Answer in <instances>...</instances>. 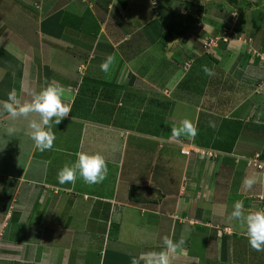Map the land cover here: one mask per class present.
<instances>
[{"label":"crops","instance_id":"0c3cea01","mask_svg":"<svg viewBox=\"0 0 264 264\" xmlns=\"http://www.w3.org/2000/svg\"><path fill=\"white\" fill-rule=\"evenodd\" d=\"M30 1L43 4L41 10L21 7L36 24L20 16L16 31L2 28L3 21L0 25V101L13 89L30 99L55 81L64 87L72 112L53 125L62 141L56 139L44 152L28 135L27 120L0 114V264H131L142 252L159 251L164 236L178 241L182 235L183 252L173 264H264V252L251 248L246 228L230 219L237 200L246 210L264 209V10H230L241 17L233 18L231 38L220 41V48L205 49V37L213 34L196 28L187 41L168 38L163 56L154 49L165 33L156 19L140 21L133 10L112 4L125 7L127 0H81L88 10L74 9L78 0ZM0 15L13 18L4 11ZM218 20L203 23V29L223 33ZM4 29L13 33L7 39ZM4 40L7 46H1ZM172 47L179 50L173 53ZM109 54L116 62L105 73L100 65ZM206 58L213 62L208 67L214 76L205 74V64L195 65ZM223 68L226 75L220 77ZM84 82L87 95L100 96L96 103L90 97L92 107L104 103L101 96L117 95L119 124L73 112ZM184 119L197 126V136L172 140L171 128ZM80 125L91 127L86 144L117 140L113 153L100 151L117 166L103 183L88 185L79 177L75 184L58 181L62 168H55L52 158L61 155L59 161L66 163V155L77 159L83 152L86 135L65 129ZM7 126L18 132L8 136ZM185 146L203 153L184 154ZM94 151L85 146L84 152ZM141 174L147 180L137 178ZM248 175L261 182L247 189ZM36 205L43 209L33 219L30 207ZM30 224L44 234H34ZM47 234L58 243L46 242Z\"/></svg>","mask_w":264,"mask_h":264},{"label":"clouds","instance_id":"9594fccd","mask_svg":"<svg viewBox=\"0 0 264 264\" xmlns=\"http://www.w3.org/2000/svg\"><path fill=\"white\" fill-rule=\"evenodd\" d=\"M155 3L156 0H152L153 6ZM233 14L235 15V12ZM223 37L221 36L219 41H223ZM115 62V54H109L100 68L103 72L108 73ZM203 71L208 76L215 75L214 71L206 65L203 67ZM71 112V104L66 100L64 87L55 81L48 83L38 92L33 91L30 99H24L13 89L9 92L7 100L0 101V114H7L12 121L20 119L28 121V128L30 129L28 135L34 142L35 148L40 152L53 149L56 140L53 125H59ZM209 125L213 128L216 127L215 122L212 121L209 122ZM5 132L8 136H14L18 132V128L7 126ZM197 134L198 128L190 119H184L179 126L171 128L172 140H179L181 137L194 139ZM186 147L192 149V152L198 150V153H203L200 148L189 146L184 148ZM207 154L215 156L214 152L213 155H210L209 152ZM108 174V160L102 153L79 152L74 163L66 164L58 172V181L60 184H75L79 177L86 184L95 185L103 183ZM260 182V178L256 175H248L243 181L247 189L253 188ZM230 219L238 221L241 227L246 228V236L253 250L264 252V209L249 211L245 209L242 200H237L233 205ZM184 245L185 238L183 235L178 241H174L169 236H164L159 251L142 252L132 258L131 264H173L176 255L183 252Z\"/></svg>","mask_w":264,"mask_h":264},{"label":"rangeland","instance_id":"374dc122","mask_svg":"<svg viewBox=\"0 0 264 264\" xmlns=\"http://www.w3.org/2000/svg\"><path fill=\"white\" fill-rule=\"evenodd\" d=\"M102 1L104 3H106L107 1L110 2V0H102ZM117 1L123 2V0H117ZM168 1L169 0H156V3L154 6L152 4V0H127L128 3L125 4V7H121V5H123V4H121L119 2H115L112 4H114V6L116 8L118 6V8H125L126 10H133L132 12L135 13V16H133V18L135 17L136 19H139L140 21L146 20L147 17H152V19H156L155 22H157L159 24V27L163 28L165 31V24L163 23L164 19H162L161 16H159L158 14L156 15L155 12L160 10L161 5H167ZM240 1L241 0H239V2ZM246 1L252 3L251 4L252 6L250 5V7L247 9H245L246 6H242V8L237 6V8H235L234 6L231 5V3L228 0H171V4H169L170 8H166V13L171 14L172 10H174L175 12L182 14V15H187V14L193 15L195 18H197V24H196L195 28L192 29V32H194V30L197 28L200 31L205 30L207 32H212V34H213V35H209L206 37L204 36L206 38L205 39L206 41L208 40V38H209V41L212 38V41L210 43H207L208 44L207 47H205V43H204V48L205 49H211L212 47L220 48V44L222 42L218 41V39L221 36H224L223 37V43L227 42L228 39L231 38L230 32L233 29V26H232L234 24L233 18L237 22L238 17L239 18L241 17V15H237L238 11L235 12V15H234V14H230V10H253L252 12H255L256 10H264V6L260 7V6L256 5L257 1H259V2L262 1L263 5H264V0H246ZM23 2H25V4ZM43 2H44V0H43ZM19 3H20V5H17ZM92 3L95 5L94 2H92ZM75 4H76V7L74 9L88 10V4L81 2V0H78ZM23 5H28L31 8L28 10H41V8L43 7L42 3H39V2L34 3L33 1H30V0H0V11H4V16L7 17V15H5V13L6 14H9V13L13 14V18H11V17L2 18V16L0 15V25H1V22L3 21V27L2 28H4V27L5 28H13L16 31V27L18 25V23L16 22V19L20 16H22L25 21H30L31 25L36 24V22L30 16L22 13V10H24V9H22L21 7H23ZM17 8H19L20 10ZM94 9L98 10V6H96ZM140 10H142L141 13H140ZM138 13H140V14L136 15ZM230 17H232L231 22L229 21ZM216 18L220 19L218 21L221 24L222 30L226 29L223 31L224 34L221 31L220 32H213V29H211L210 31L207 28L203 29V23H206L207 25L217 24V23H212V21L215 20ZM7 20L9 22H6ZM19 25H21V23ZM201 28H202V30H201ZM13 29H11V30L13 31ZM32 33H35V32H32ZM9 34H13V33L11 31H7L6 29H4L3 38L7 39L8 38L7 35L10 36ZM26 36H29V35L25 34L23 37H26ZM15 37H16V34H15ZM173 37H175V36H173ZM176 37H178V36H176ZM162 39H163V42L161 41L158 44V46L154 47V49L158 48L159 50H161V55L164 56L167 53H166V51H163L161 47L165 44V41H167L168 38L166 37V35H164ZM2 44L3 45H1V46H5V45L7 46L6 40H4ZM210 44H212V47H208ZM172 49H173V53H176L179 50V48L175 49V47H172ZM55 55L56 54H51V58H53ZM173 55H175V54H173ZM210 58H206L204 63H201V62H203V61H201V62L195 63V65L205 64L208 67L210 65V63H213ZM199 60H203V59H199ZM225 65L228 66V63H226ZM1 67L2 66L0 64V72H1ZM226 71L227 70L225 68H223L219 72V76L224 77V75H226V73H225ZM62 80L66 81L65 79H62ZM7 81H9V80H7ZM17 84L20 85L19 82H17ZM87 86L88 85L84 82L82 84V87H80L79 94L75 95V103H74V111L73 112L74 113L77 112V114L83 115V116L88 117L90 119H99V120L104 121L106 123H113L115 125L119 124L118 120L120 119V116L116 119V115L119 112L118 109H120L121 107L114 106V104H113L116 101L117 95L109 93L108 95L101 96V98H102L101 100H103L104 103H102V104L99 103L98 105L94 104L95 107H92L91 105H93V104L89 105V102L92 103L90 97H92V99L96 103L95 98H100V96H96V95L89 96V95H87V92H86ZM144 94H146V96L148 95V93H145V92H144ZM142 98L143 99L145 98L144 95L142 96ZM105 103H108V104H105ZM88 106L92 107L94 109L88 110ZM114 115H115V117H114ZM62 123H63V120H62ZM86 125L85 126L80 125L78 127L65 128V129H70L73 134L85 136L86 134H88L89 130L91 129L90 125H88V126H86ZM102 133L108 137H115V132L111 129H103ZM100 135H101V131H99L98 134L94 132L95 137L100 136ZM87 137H88V135H86L85 139H84L85 145L83 146V152H84L86 145L89 149H91L93 147L95 150L94 153L97 151L100 153L101 150H103V152L106 151L108 153H110V152L113 153L115 151L116 145H115L114 141H117V140L109 139L107 141H99L98 138H96V139H94V144H92V143L86 144ZM56 139L62 141L61 139H59L57 137V135H56ZM119 141H121V140H119ZM71 145H73V144H71ZM59 146H61V148L63 147V149H65L66 144H59ZM75 148H77V145L75 146ZM96 148H100V149L97 150ZM47 154H48V152H47ZM58 156H54L52 158L53 159V166L57 169L63 168L66 164L70 165V164L74 163V160H76L75 159L76 157L74 156V154H72L70 156L66 155V163H62L61 161H59L61 155L59 157ZM105 157L108 158L109 157L108 154ZM0 165H1V161H0ZM116 167L117 166L114 163L108 164L109 170H113ZM125 169L128 172V169L127 168H125ZM141 171L145 172V173L148 172V170L144 169V168H142ZM139 177H142V180H147L146 174H141L137 178H139ZM158 177L160 178L161 176L159 175ZM130 178H131V174L128 176H125L124 180H129ZM125 183H127V181L124 182L123 184H125ZM133 184L135 186L139 187V185H137L135 183H133ZM44 208H45V205H44ZM30 209L32 210L31 216H33L32 217L33 219H35L37 217V215L41 216L40 210L43 209L42 205L32 206V207H30ZM62 214H63V212H59L57 214L58 218L60 216H62ZM33 221H35V220H33ZM35 225H36V223H35ZM35 225L30 224V229L34 228V234L37 233L39 230H40L39 234H44V233H42L43 230L41 231V229ZM63 234L69 235L68 231H63ZM66 236H64V237H66ZM34 237H37V234ZM68 239L70 241V236L68 237ZM125 240L130 242V243H133V244H139V242H142L141 239L138 240V242H136V243L130 239L125 238ZM63 241H65L64 238H63ZM46 242H53L54 244L58 243L56 238H54L53 236H50L48 234H47ZM76 245L78 246L77 243H76ZM129 247L131 248L132 246H129ZM214 263H215V261H214ZM8 264H11V263L8 262Z\"/></svg>","mask_w":264,"mask_h":264},{"label":"trees","instance_id":"16d2710c","mask_svg":"<svg viewBox=\"0 0 264 264\" xmlns=\"http://www.w3.org/2000/svg\"><path fill=\"white\" fill-rule=\"evenodd\" d=\"M232 6L237 8L239 6L242 8V6H246L245 9L249 8L252 4L251 2L241 0H228ZM169 4H171V0L168 1L167 5H161L160 10H158V15L161 16L162 19H164L165 24V34L167 38H171L173 36H178L181 41H187L188 35L192 31V29L195 28L197 24V18H195L191 14L182 15L174 10H172L171 14L166 13V8H170ZM256 5L261 6L262 1L256 2ZM252 6V5H251ZM187 65V64H186ZM189 66V65H187Z\"/></svg>","mask_w":264,"mask_h":264},{"label":"built area","instance_id":"2783aa9c","mask_svg":"<svg viewBox=\"0 0 264 264\" xmlns=\"http://www.w3.org/2000/svg\"><path fill=\"white\" fill-rule=\"evenodd\" d=\"M217 39H218V38H217ZM217 39H216V40H217ZM219 39H220V38H219ZM219 39H218V41H219ZM208 41H209V40H208ZM208 41L205 42V47H207V45H208L207 43H210V42L212 41V38L210 39L209 42H208ZM208 47H212V44H210ZM187 65H189V63H187ZM197 151H198V150H197ZM197 151H196V152H197ZM182 152L185 153V154H191V153H192V149L186 147V148H183V149H182ZM209 154H210V155H213V152H209ZM257 157H259V154L256 155V158H257ZM259 166H262V164L259 163Z\"/></svg>","mask_w":264,"mask_h":264}]
</instances>
